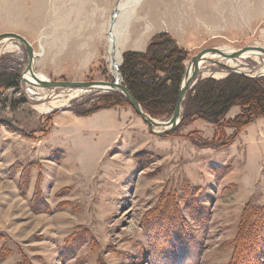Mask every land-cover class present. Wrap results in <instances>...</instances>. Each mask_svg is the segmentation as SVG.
I'll list each match as a JSON object with an SVG mask.
<instances>
[{
    "label": "rangeland",
    "instance_id": "1",
    "mask_svg": "<svg viewBox=\"0 0 264 264\" xmlns=\"http://www.w3.org/2000/svg\"><path fill=\"white\" fill-rule=\"evenodd\" d=\"M118 4L120 70L145 33L171 34L185 74L205 48L264 47V0H0V34L33 44L35 75L113 82ZM210 57L198 81L264 76V56ZM28 61L0 42V68ZM110 92L0 85V264H264V116L236 129L234 106L158 135Z\"/></svg>",
    "mask_w": 264,
    "mask_h": 264
},
{
    "label": "trees",
    "instance_id": "2",
    "mask_svg": "<svg viewBox=\"0 0 264 264\" xmlns=\"http://www.w3.org/2000/svg\"><path fill=\"white\" fill-rule=\"evenodd\" d=\"M187 58V51L176 43L171 34L157 33L145 51L125 52L121 66L123 82L149 114L154 117L171 116ZM20 81L18 71L0 68L1 86L15 87ZM107 97L118 103L125 101L116 91ZM234 106L240 107V113L230 121L236 129L264 116V76L248 77L233 72L223 79H200L186 97L183 120L197 117L219 124Z\"/></svg>",
    "mask_w": 264,
    "mask_h": 264
},
{
    "label": "water",
    "instance_id": "3",
    "mask_svg": "<svg viewBox=\"0 0 264 264\" xmlns=\"http://www.w3.org/2000/svg\"><path fill=\"white\" fill-rule=\"evenodd\" d=\"M129 2H126L125 5H129ZM124 8L123 4H118L115 8L110 29H109V38H113L114 45L113 49H116V39L114 38V28L116 26V18L118 17L119 12ZM4 40H16L21 43L29 57L28 64L22 74V81L25 83L34 85L40 88H63V89H89V90H98V91H121L125 96L126 100L131 104L133 109L141 118L146 122L150 127L151 132L162 135L169 133L176 129L183 121V112H184V103L186 100L187 92L193 85L196 84L199 77L201 76L202 70L204 68V63L214 62L218 63L217 60L210 56H220L227 60H242L250 57L264 56V47L254 46V47H245L236 50H230L222 47H208L196 54L189 65L187 66L186 74L184 79L181 82L175 110L171 117L166 120L158 119L148 114L139 100L134 96L129 87L122 80V73L118 66L117 72L115 74V80L113 82L105 81H58L51 79H35L38 74L35 75V64L36 59L39 54L35 51L33 44L23 35L16 32H5L0 34V42ZM226 68L233 69L236 71H242L241 69H236L233 66L224 64ZM264 74V72L262 73ZM32 77V79L30 78ZM160 128V129H158Z\"/></svg>",
    "mask_w": 264,
    "mask_h": 264
},
{
    "label": "bare ground",
    "instance_id": "4",
    "mask_svg": "<svg viewBox=\"0 0 264 264\" xmlns=\"http://www.w3.org/2000/svg\"><path fill=\"white\" fill-rule=\"evenodd\" d=\"M116 36H117V34H116ZM116 36L114 37L115 39L117 38ZM109 39H110V49H109V52H110V63H111V66H112V71H113V73L115 75L116 72H117L118 66H119V64L121 62L122 56H121V50H119V45H118L117 40H116V49L112 50V47L114 45L113 38H109ZM30 78L32 79L31 76H30ZM38 78L47 79V78H45L43 76H37V78H35V79H38Z\"/></svg>",
    "mask_w": 264,
    "mask_h": 264
},
{
    "label": "crops",
    "instance_id": "5",
    "mask_svg": "<svg viewBox=\"0 0 264 264\" xmlns=\"http://www.w3.org/2000/svg\"><path fill=\"white\" fill-rule=\"evenodd\" d=\"M151 37L152 35L145 33L141 36L138 42H135V43L131 42L129 44V40H128V42L126 43L125 49L127 51H144L146 47H143V45L148 43Z\"/></svg>",
    "mask_w": 264,
    "mask_h": 264
}]
</instances>
